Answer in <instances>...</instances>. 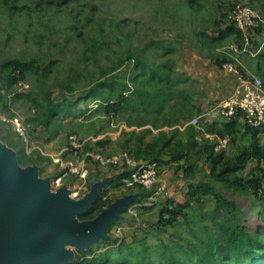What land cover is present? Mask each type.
Wrapping results in <instances>:
<instances>
[{"label":"rangeland","instance_id":"374dc122","mask_svg":"<svg viewBox=\"0 0 264 264\" xmlns=\"http://www.w3.org/2000/svg\"><path fill=\"white\" fill-rule=\"evenodd\" d=\"M15 6L11 11L9 5H0V145L16 153L21 172L38 168L36 178L48 180L47 197L64 189L67 201L77 203L100 186L99 199H107V203L95 209L90 218L82 216L84 213L71 216L70 220L78 224L94 221L103 211L128 198L118 218L108 223L103 238L83 248L61 245L65 264H95L94 260L102 255L109 256L107 264H123L115 262L119 258H128L126 264H169V258L164 257L170 250L188 263L194 261L195 254L207 250L210 234L220 239L221 230L214 225L221 224L228 214L222 208L215 210L219 202L211 196L202 198L201 205L192 202L185 207L187 189L182 169L187 160L201 157L203 146L216 142L209 137L205 122L194 126L193 116L197 108L210 110L228 93L230 78L218 64L222 57L229 58L244 73L264 75L255 54L236 50L235 37L225 32L231 24L227 16L233 9L248 8L258 20L254 49H264L259 47L264 44V0H19ZM133 61L141 63V70L135 72L140 75L136 83L128 75L121 76ZM9 63L25 66L17 82L3 80L14 70ZM128 69L131 73L132 68ZM155 71L158 74L152 76ZM105 78L114 81L117 92L125 87L127 94L136 90L145 97L169 88L173 97L157 113L123 107L111 116L98 96H90L77 101L69 114L60 113L47 129L42 128L45 118L35 100L44 103L54 97L58 101L81 97ZM242 129L246 131L244 125ZM72 134L85 142L90 138L106 140L102 149L94 146V150L98 148L102 157L117 160L116 167L92 165L88 171L91 177L82 181L54 166L48 155L62 149ZM248 137L246 134L245 141ZM257 138L263 149L264 133ZM168 139L170 147L177 144L178 148L189 149L188 158L173 162L176 150H164L158 179L172 187L174 191L167 197L172 205L186 211L188 219L160 226L156 225L159 204L144 209L143 190L127 187L117 175L123 165L119 161L123 152L133 159L136 144ZM243 148L238 139L223 151L230 156ZM261 168L260 161H248L242 179L258 178L263 183ZM204 179V174H194L193 181ZM216 187L224 198L240 206L247 229L257 232L264 226L260 218L262 201ZM144 192L146 195L149 191ZM172 241L170 250L163 248ZM139 257H150L152 261L144 263Z\"/></svg>","mask_w":264,"mask_h":264},{"label":"trees","instance_id":"16d2710c","mask_svg":"<svg viewBox=\"0 0 264 264\" xmlns=\"http://www.w3.org/2000/svg\"><path fill=\"white\" fill-rule=\"evenodd\" d=\"M19 0H0V5L4 7L10 6L11 11H13L16 6L15 4ZM230 24V23H229ZM258 27L255 29H249L248 34V52L255 54L257 64L259 68L264 70V49L257 48L254 49L255 45V32L258 30ZM226 35H233L235 37L237 49L242 51L245 45V38L243 34L236 29V26L231 22L230 27L226 29ZM264 44L260 43V48ZM252 50V52H251ZM261 51V53H260ZM245 53V52H244ZM225 62H232L227 57H222L219 60V66H222ZM141 63L139 61H133L129 63L126 70L121 74L122 78H125L126 75L129 78H132L131 81L136 83L140 75H136L137 70H141ZM11 66L12 64L9 63ZM133 65V66H132ZM16 66V67H15ZM13 67V72H9L4 75L3 80L8 83L17 82L18 79L22 76L24 65L15 64ZM132 68L131 73H129L128 68ZM241 69V68H240ZM241 71H243L241 69ZM158 72H153L152 76L157 75ZM132 75V77H131ZM263 77V74L258 75ZM262 78V79H263ZM161 80V76L158 78ZM167 82H170L169 77L165 78ZM118 86V84H117ZM116 84L110 78H105L103 81L95 84L91 88L87 89L81 94V97H70L62 100L57 99V97L44 100V103L35 100V104L39 110V113L44 116V126L42 128L47 129L51 122L57 118L60 113H70L71 108L77 101L85 99L90 96H98L101 106L105 107L107 115L114 116L118 114L123 107L127 110H137L141 109L146 113H157L164 106L166 101L173 97L172 91L168 88L167 90L156 91L153 94H148L145 97L139 94L136 90L133 93L127 94L125 87L117 92ZM193 109V108H192ZM194 110V109H193ZM196 115L193 118L200 116L199 124L203 125L205 122V129L209 135H213L216 140L219 139H228L227 146L231 143H236L239 139V143L244 145V148L235 153L234 155L228 156L223 149L221 151H216L214 149L215 143L208 146H203L201 151V157L193 162L186 161L184 168L182 169L184 175V181L186 186V201L187 204L185 207L189 206L194 202L195 205H201V200L204 197L211 196L215 201L219 202V206L216 207V211L221 208L225 210L228 214V218L223 219L221 224H215L221 230L220 239H214L213 234H210V239L208 243V248L205 252L195 254L194 261L187 262L186 259H181L176 256L175 252L170 250V242L166 245H163V248L170 250L165 255L169 258V264H264V236H261V233L264 232V226L259 229V231H250L246 228L245 223L242 220L243 211L236 203L224 198L219 188L216 185H220L225 188H230L234 192H239L240 194L253 196L259 201H262L264 204V188H262V181L258 178L252 179L249 181H244L241 177V173L244 170L246 164L250 160L260 161L262 164V180H264V148L262 149L259 145V140L257 135L260 132L264 133V128L253 129L247 126L239 117L234 119H215L210 121L207 120L206 112H201L197 110ZM110 116V117H111ZM203 116V117H202ZM246 128V131H243V125ZM41 129V128H40ZM39 129V130H40ZM38 130V131H39ZM43 130V129H42ZM41 131V130H40ZM246 134L249 135L247 141H245ZM53 139V138H52ZM49 138V140H52ZM47 140V139H46ZM107 143L106 140L95 141L88 140L84 145V152H93L98 153L103 156V153H100V149L103 148ZM171 139L165 140H156L145 143V145L136 144L135 148L136 153H134L135 158H131L127 153L126 154L132 161L136 163L143 164H156L157 168L161 167L163 160L164 150H176L173 153V162H179L182 159L188 158L189 149L187 148H178L177 144H174L170 147ZM193 145V144H192ZM94 146L96 151L94 150ZM178 149H177V148ZM176 148V149H174ZM226 148V147H225ZM95 153V154H96ZM171 154V153H170ZM107 159V157H105ZM139 160H142L140 162ZM204 160L203 167L201 162ZM87 167L88 171H91V166L104 167L98 161L92 159L91 157L87 158ZM207 164V166L205 165ZM109 167H116V165H106ZM121 171L117 175V180L124 182L129 177L132 169L129 168L126 162L120 167ZM194 174H204V180H199L197 182L193 181ZM262 183V184H261ZM142 191L141 188L138 187ZM145 190H143L144 197ZM173 189L169 186V194ZM143 197V198H144ZM170 199V198H169ZM165 197H162L158 201V222L156 225L171 226L176 222H186L188 219L186 211L183 209H178L175 205H172L170 201ZM107 199L97 201L84 213L82 216L89 217L91 214L96 211L95 209L101 207L104 203H107ZM152 207H144V209H151ZM188 208V207H187ZM190 208V207H189ZM225 218V217H224ZM260 218L264 224V209L261 208ZM215 220V219H213ZM151 228V227H150ZM149 228V229H150ZM144 229V228H143ZM121 256V255H120ZM119 256V257H120ZM144 263H149L152 261L150 257H139ZM128 258H119L117 261L123 262L126 264ZM109 256L102 255L96 261L95 264H107ZM120 264V263H119ZM152 264H164V263H152Z\"/></svg>","mask_w":264,"mask_h":264},{"label":"water","instance_id":"95a60500","mask_svg":"<svg viewBox=\"0 0 264 264\" xmlns=\"http://www.w3.org/2000/svg\"><path fill=\"white\" fill-rule=\"evenodd\" d=\"M37 171L30 167L21 172L16 153L0 145V264H65L61 245L83 248L103 238L108 223L118 218L128 200L94 221L78 224L70 217L85 213L97 201L100 186L69 203L64 189L47 197L48 180H38Z\"/></svg>","mask_w":264,"mask_h":264},{"label":"built area","instance_id":"2783aa9c","mask_svg":"<svg viewBox=\"0 0 264 264\" xmlns=\"http://www.w3.org/2000/svg\"><path fill=\"white\" fill-rule=\"evenodd\" d=\"M227 18L243 34L245 45L242 51L247 52L249 46L247 31L257 27V16L248 8L237 7ZM222 68L234 78L233 92L227 99L211 106L207 115L218 116L227 120L239 117L253 129L264 128V80L259 76L244 73L240 67L232 62L223 63ZM200 118L198 116L192 120L194 126H197ZM209 137L214 138L213 135H209ZM88 140L97 141L95 138ZM86 142L76 134L69 135L65 146L56 153L49 154L48 158L54 166L63 170L67 175L82 181L88 177V157L98 161L103 166L117 164V160L111 161L112 158L106 159L99 154L94 155L92 152L83 153ZM227 143V138L216 140V151L224 149ZM120 160L122 163L126 162L127 166L132 169L125 185L130 188L139 187L149 191L141 206H154L161 197L169 195V186L158 179L156 164L136 163L126 154L120 155Z\"/></svg>","mask_w":264,"mask_h":264},{"label":"crops","instance_id":"0c3cea01","mask_svg":"<svg viewBox=\"0 0 264 264\" xmlns=\"http://www.w3.org/2000/svg\"><path fill=\"white\" fill-rule=\"evenodd\" d=\"M226 73V72H225ZM227 76L230 78V80H229V84H228V93H227V95H225V96H223V97H221L220 98V100L219 101H217L216 103H219V102H221V101H223V100H225V99H227L231 94H232V92H233V87H234V78H233V76L231 75V74H228L227 73ZM233 79V80H232ZM215 104V103H214ZM210 107V106H209ZM198 110H201V112H205L206 111V114L205 115H207V113L209 112V108H207V110H206V108H197ZM205 109V110H204ZM213 117V120H215V119H217L216 117H214V116H211V115H207V120H210V118H212ZM37 168V167H36ZM101 168H103V167H101ZM38 169V168H37ZM119 174V173H118ZM91 177V176H90ZM89 177V175H88V177H87V179L88 178H90ZM88 185L90 184V180H88ZM90 189H92V187H90ZM91 191L92 190H90V191H88V193H86V195H88L89 193H91ZM85 195V196H86ZM84 196V197H85Z\"/></svg>","mask_w":264,"mask_h":264}]
</instances>
